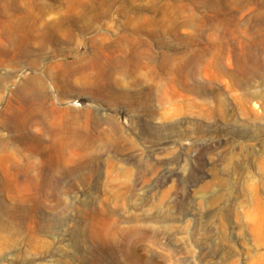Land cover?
<instances>
[{"label": "rangeland", "instance_id": "rangeland-1", "mask_svg": "<svg viewBox=\"0 0 264 264\" xmlns=\"http://www.w3.org/2000/svg\"><path fill=\"white\" fill-rule=\"evenodd\" d=\"M33 37L48 126L9 117ZM0 60V264H264V0H0Z\"/></svg>", "mask_w": 264, "mask_h": 264}, {"label": "bare ground", "instance_id": "bare-ground-1", "mask_svg": "<svg viewBox=\"0 0 264 264\" xmlns=\"http://www.w3.org/2000/svg\"><path fill=\"white\" fill-rule=\"evenodd\" d=\"M42 30H43V28H38L35 31H36V33H38V32H41ZM7 43H8V46L4 48L1 55L4 57L8 56L9 58H12V59L17 58V57H31L27 61V65L33 70L31 72V74L20 76L21 86L18 87L13 93L14 96L17 98L18 107L13 108L15 110L12 111L11 116H9V117H11L14 120L16 118H18L20 120L31 121L32 124H37L39 126L44 125V124L47 125V122H49V121H47L48 118L51 117L52 113H54L55 111L58 110L57 106L54 103H52V102L49 103L50 98L52 96L50 97V94H49L50 90H48L49 88L47 86L50 85V87H52L53 90L59 89L61 86V83L64 82V78L67 75H65V71L60 70V68L62 66H64V62L61 60L49 61L43 65L40 64V53L45 49H49V47L52 44L55 45L54 46V49H55L56 44L58 42L56 40L55 41L54 40H47V41L38 42L33 37V41H31V42L29 40L19 41L17 39H9ZM131 59H132V65L133 66L140 65V64H147L145 61V57L142 55V53L139 51H136V50L133 51V55H132ZM2 62H3V60H0V64ZM115 72L121 73V74L126 75V76H134L135 75V72L132 69L128 70V69H125V67H121L120 69H116ZM107 83H109L108 80H107ZM47 84H49V85H47ZM0 87H3L1 79H0ZM47 102L49 103V105L47 104L48 109L45 110L44 105ZM58 112H60V111H58ZM3 114H4V112L0 113V117H2ZM52 116L54 117V120H55L56 115L55 116L52 115ZM16 121H17V119H16ZM55 121H57V119ZM58 121L60 122V119ZM12 123H14V122H12ZM52 125H54V124H52ZM49 126H51V125H49ZM56 128L57 127H55V129ZM51 129H52V127H51ZM60 130H62V129L59 128V131ZM49 131H50V129H49ZM66 133H67V131H66ZM55 136H57V135H55ZM70 140H72V139H70ZM47 164L50 166V165H53L54 163L51 160H49L47 162Z\"/></svg>", "mask_w": 264, "mask_h": 264}]
</instances>
